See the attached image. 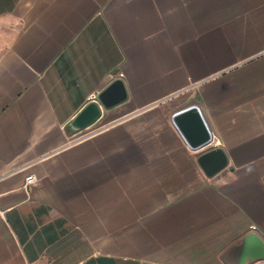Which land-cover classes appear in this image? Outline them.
Masks as SVG:
<instances>
[{
    "label": "crops",
    "instance_id": "obj_1",
    "mask_svg": "<svg viewBox=\"0 0 264 264\" xmlns=\"http://www.w3.org/2000/svg\"><path fill=\"white\" fill-rule=\"evenodd\" d=\"M116 78L127 99L71 130ZM192 104L212 176L174 121ZM253 231L264 0H0V264H264L234 248Z\"/></svg>",
    "mask_w": 264,
    "mask_h": 264
},
{
    "label": "water",
    "instance_id": "obj_2",
    "mask_svg": "<svg viewBox=\"0 0 264 264\" xmlns=\"http://www.w3.org/2000/svg\"><path fill=\"white\" fill-rule=\"evenodd\" d=\"M127 96L128 92L123 79L116 78V80L99 93L98 100L88 104L70 122L71 130L77 132L94 124L102 114V107L110 108L126 100ZM174 121L192 148H207V150L200 154L199 162L209 176L216 174L227 166V155L223 148L212 146L213 133L197 104H192L182 112L175 114ZM243 244L249 246L251 260L264 259V238L260 234L254 231L250 232L234 248Z\"/></svg>",
    "mask_w": 264,
    "mask_h": 264
},
{
    "label": "built area",
    "instance_id": "obj_3",
    "mask_svg": "<svg viewBox=\"0 0 264 264\" xmlns=\"http://www.w3.org/2000/svg\"><path fill=\"white\" fill-rule=\"evenodd\" d=\"M38 182V177L35 175V174H29L27 177H26V180H25V183H24V188H29L31 186H33L34 184H36ZM254 229L255 226H253Z\"/></svg>",
    "mask_w": 264,
    "mask_h": 264
}]
</instances>
